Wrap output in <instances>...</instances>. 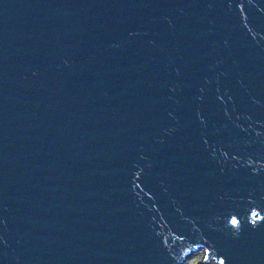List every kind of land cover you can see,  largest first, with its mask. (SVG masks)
Masks as SVG:
<instances>
[{
  "label": "water",
  "instance_id": "1",
  "mask_svg": "<svg viewBox=\"0 0 264 264\" xmlns=\"http://www.w3.org/2000/svg\"><path fill=\"white\" fill-rule=\"evenodd\" d=\"M264 264V0H0V264Z\"/></svg>",
  "mask_w": 264,
  "mask_h": 264
},
{
  "label": "rangeland",
  "instance_id": "2",
  "mask_svg": "<svg viewBox=\"0 0 264 264\" xmlns=\"http://www.w3.org/2000/svg\"><path fill=\"white\" fill-rule=\"evenodd\" d=\"M204 252L200 251L196 254H194L193 256H191L186 262L185 264H200L204 258Z\"/></svg>",
  "mask_w": 264,
  "mask_h": 264
}]
</instances>
